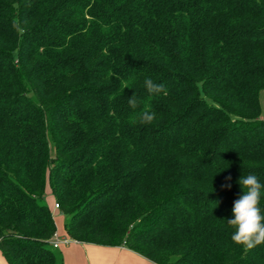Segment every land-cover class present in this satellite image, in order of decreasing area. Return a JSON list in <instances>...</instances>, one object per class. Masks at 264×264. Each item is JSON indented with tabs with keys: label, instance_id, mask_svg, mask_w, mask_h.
I'll return each instance as SVG.
<instances>
[{
	"label": "trees",
	"instance_id": "1",
	"mask_svg": "<svg viewBox=\"0 0 264 264\" xmlns=\"http://www.w3.org/2000/svg\"><path fill=\"white\" fill-rule=\"evenodd\" d=\"M263 88L264 0H0L8 264H57L47 183L77 242L155 264H264V244L246 252L227 222L240 178L264 184Z\"/></svg>",
	"mask_w": 264,
	"mask_h": 264
},
{
	"label": "clouds",
	"instance_id": "2",
	"mask_svg": "<svg viewBox=\"0 0 264 264\" xmlns=\"http://www.w3.org/2000/svg\"><path fill=\"white\" fill-rule=\"evenodd\" d=\"M145 88L150 94L163 93L167 95L164 85L154 83L151 78L145 80ZM129 105L132 108L137 107V100L134 95L129 99ZM154 119V112L145 111L141 114L140 122L148 124L152 123ZM239 183L244 191L234 201L232 209L234 218L227 222L235 229L231 235V240L236 245L243 246L247 252L264 244V211L260 207L264 184L253 173L242 176Z\"/></svg>",
	"mask_w": 264,
	"mask_h": 264
},
{
	"label": "crops",
	"instance_id": "3",
	"mask_svg": "<svg viewBox=\"0 0 264 264\" xmlns=\"http://www.w3.org/2000/svg\"><path fill=\"white\" fill-rule=\"evenodd\" d=\"M73 241V246H60L65 249L64 264H155L125 245L101 246Z\"/></svg>",
	"mask_w": 264,
	"mask_h": 264
},
{
	"label": "rangeland",
	"instance_id": "4",
	"mask_svg": "<svg viewBox=\"0 0 264 264\" xmlns=\"http://www.w3.org/2000/svg\"><path fill=\"white\" fill-rule=\"evenodd\" d=\"M259 102L261 107V117L262 119H264V88L261 89L259 92ZM49 149H50V157L52 161L55 159V145L52 138L50 137H49ZM42 197L45 205L48 207L49 211L51 212L54 218L55 226L59 237L69 238L70 243L68 246H73L75 242L70 238L66 229V223L68 222L69 217L55 207V201L52 196L49 183L46 184ZM49 249L53 251L56 257L57 264H64V253H63L65 251L64 247L54 248L51 242ZM0 264H8L6 258L4 257L1 251H0ZM78 264H81V262H79Z\"/></svg>",
	"mask_w": 264,
	"mask_h": 264
},
{
	"label": "built area",
	"instance_id": "5",
	"mask_svg": "<svg viewBox=\"0 0 264 264\" xmlns=\"http://www.w3.org/2000/svg\"><path fill=\"white\" fill-rule=\"evenodd\" d=\"M55 207L58 208V204H55ZM69 242H70L69 238L59 237L57 232L53 235L52 244H53L54 248H58L61 245H66L67 246L69 244Z\"/></svg>",
	"mask_w": 264,
	"mask_h": 264
}]
</instances>
